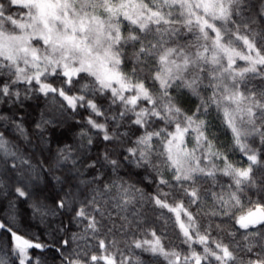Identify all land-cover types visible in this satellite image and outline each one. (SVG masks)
Instances as JSON below:
<instances>
[{
  "label": "snow or ice",
  "instance_id": "1",
  "mask_svg": "<svg viewBox=\"0 0 264 264\" xmlns=\"http://www.w3.org/2000/svg\"><path fill=\"white\" fill-rule=\"evenodd\" d=\"M0 264H264V0H0Z\"/></svg>",
  "mask_w": 264,
  "mask_h": 264
}]
</instances>
